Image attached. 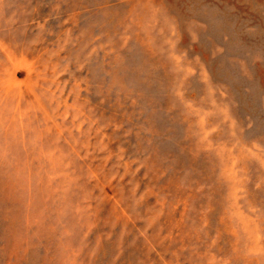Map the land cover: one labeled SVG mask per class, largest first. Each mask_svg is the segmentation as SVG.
<instances>
[{
  "label": "rangeland",
  "instance_id": "374dc122",
  "mask_svg": "<svg viewBox=\"0 0 264 264\" xmlns=\"http://www.w3.org/2000/svg\"><path fill=\"white\" fill-rule=\"evenodd\" d=\"M0 264H264V0H0Z\"/></svg>",
  "mask_w": 264,
  "mask_h": 264
}]
</instances>
